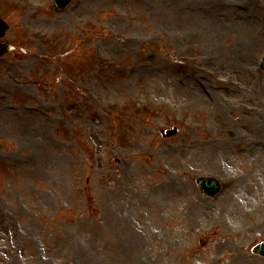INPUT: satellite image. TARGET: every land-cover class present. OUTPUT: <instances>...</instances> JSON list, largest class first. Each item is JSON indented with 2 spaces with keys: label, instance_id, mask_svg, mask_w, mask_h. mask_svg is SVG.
<instances>
[{
  "label": "rangeland",
  "instance_id": "374dc122",
  "mask_svg": "<svg viewBox=\"0 0 264 264\" xmlns=\"http://www.w3.org/2000/svg\"><path fill=\"white\" fill-rule=\"evenodd\" d=\"M51 4L0 0V264H264V0Z\"/></svg>",
  "mask_w": 264,
  "mask_h": 264
},
{
  "label": "water",
  "instance_id": "95a60500",
  "mask_svg": "<svg viewBox=\"0 0 264 264\" xmlns=\"http://www.w3.org/2000/svg\"><path fill=\"white\" fill-rule=\"evenodd\" d=\"M70 0H55L54 5L57 9L63 8ZM7 29V26L0 20V37H2ZM6 46L0 45V55L6 52ZM262 65L264 66V59L262 61ZM176 133V130L167 131L166 136L173 135ZM196 183L198 187L201 189V192L207 196H214L218 190L219 185L218 182L211 178H197ZM252 253L255 255H259L264 257V242L256 245L252 249Z\"/></svg>",
  "mask_w": 264,
  "mask_h": 264
}]
</instances>
